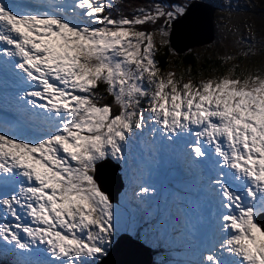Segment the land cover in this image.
<instances>
[{"label": "snow or ice", "instance_id": "1", "mask_svg": "<svg viewBox=\"0 0 264 264\" xmlns=\"http://www.w3.org/2000/svg\"><path fill=\"white\" fill-rule=\"evenodd\" d=\"M118 2L36 0L35 10H17L0 0V261L11 253L13 264H99L117 211L97 164L126 163L140 137L150 153L183 139L187 170L210 198L211 239L193 264H264V76L165 78L156 55L186 6L153 0L114 16ZM101 86L118 113L99 103ZM11 118L46 126L29 138L14 134ZM154 193L140 184L131 209L146 238L175 231L174 217L143 207Z\"/></svg>", "mask_w": 264, "mask_h": 264}, {"label": "rangeland", "instance_id": "2", "mask_svg": "<svg viewBox=\"0 0 264 264\" xmlns=\"http://www.w3.org/2000/svg\"><path fill=\"white\" fill-rule=\"evenodd\" d=\"M201 1L214 6V15L217 14V9L233 12L225 13L221 17L224 21H221L218 26L215 22L213 41L207 45L191 46V48L202 46L195 47L192 51L199 58L210 54L221 57H236L248 44V41L256 36L257 14L263 18V21H260V23L264 25V0H241L236 3L231 2V0H217L214 3L210 0ZM156 40L159 47V37ZM262 47L257 40L254 48L260 51ZM172 57H175L173 52ZM240 58H247V55L243 53ZM230 61H235V59ZM254 63L256 64L255 60ZM169 72L175 73L177 79L180 78L172 67L161 72V75L166 78ZM182 82L187 83L189 80H182ZM8 115L11 117L10 111ZM45 126L40 118L31 120L28 118L20 120L16 118L10 119V128L12 127L11 130L16 135L33 133L38 136L42 134V129ZM156 145L155 148L159 147V150L155 161H152V152H149L143 139L140 137H135L130 141L126 149V163L111 160L121 165L120 174L124 182V189L119 195L118 203L114 204L117 211V226L112 244L119 234L127 233L151 249H154L156 255L154 256L153 264H193L199 258L197 252L200 245L211 239L212 223L210 226L206 224L211 220L210 198L206 195V199L202 194V190L195 185L194 176L188 172L187 165L182 166V161L180 160L183 152H177L182 149L178 142L169 148L171 156L165 155L164 157L163 154L165 153L161 147L164 145L163 142L158 141ZM172 153H176V156H173ZM108 160L110 158L103 162L108 165V162H106ZM140 184L155 189L154 195L144 198L146 203L143 207L158 210L162 214H170L174 217L172 222L175 225V231L169 228L164 235H160L159 237L148 236L146 238L142 232L133 227L131 209L140 206L139 201L134 196ZM178 191L182 193L180 199H177L176 196ZM203 205H205V208H203ZM180 206L184 208L183 214L177 212V208ZM207 209L209 210L207 211ZM193 226H195V231L193 230ZM185 245H189V248ZM170 250L171 252L169 253ZM33 259L35 258L33 257Z\"/></svg>", "mask_w": 264, "mask_h": 264}, {"label": "trees", "instance_id": "3", "mask_svg": "<svg viewBox=\"0 0 264 264\" xmlns=\"http://www.w3.org/2000/svg\"><path fill=\"white\" fill-rule=\"evenodd\" d=\"M215 2L217 0H210ZM241 0H231V2H239ZM153 0H119L117 4L114 5L113 15H126L132 16L137 8L149 6ZM166 7L169 5H180L187 6L189 0H159ZM215 18L216 25L218 26L222 20L221 17L225 13H232L233 11H226L218 9ZM263 18L257 14V30L255 31L256 36L248 41V44L242 49L241 52L235 57V61H224V57L207 55L205 57H197L193 51L190 49L184 53H177L174 49L168 45L166 48L161 49L157 55L156 60L161 68V72L168 70L169 68H174L177 76H183V80H192L193 82H198L207 79H214L226 74L228 69H235L237 74L248 75V74H260L264 76V25L260 23ZM147 28L151 29L152 26L148 25ZM169 30V28H168ZM257 40L263 46L260 51H257L254 46ZM175 57H172V52ZM245 53L247 58H240L242 54ZM256 61V64L254 63ZM103 99L99 100L101 105L110 104L113 108L114 113H118L119 108L114 103L113 97L107 95L103 91V86L98 90Z\"/></svg>", "mask_w": 264, "mask_h": 264}, {"label": "water", "instance_id": "4", "mask_svg": "<svg viewBox=\"0 0 264 264\" xmlns=\"http://www.w3.org/2000/svg\"><path fill=\"white\" fill-rule=\"evenodd\" d=\"M214 13L215 8L212 6L202 2L192 1L189 4L186 13L171 23V32L169 35L171 48L180 54L195 47H202L194 46L191 48L193 45H207L213 41ZM182 27H185L188 32H182L180 30ZM122 187L123 185L119 181L118 186L115 187L113 192L109 195V197L113 198L112 202L117 201L118 194L121 192ZM123 238H127L129 241L137 244L141 249H133L129 247L133 243H130L127 240L125 242L123 241L122 244H119L120 240ZM119 245L122 249L115 257H111L113 251ZM139 253H142L143 255L140 256ZM109 257L111 258L109 259ZM133 258L147 259L146 264H152L153 261L151 251L147 247L140 242L132 240L129 236L122 235L116 240L111 251L101 260V262H99V264H129V261L133 260ZM141 259H134L133 261L137 264Z\"/></svg>", "mask_w": 264, "mask_h": 264}, {"label": "bare ground", "instance_id": "5", "mask_svg": "<svg viewBox=\"0 0 264 264\" xmlns=\"http://www.w3.org/2000/svg\"><path fill=\"white\" fill-rule=\"evenodd\" d=\"M33 1H36V0H33ZM182 32H188L186 29H185V27H182L181 29H180ZM39 119V118H38ZM12 128V127H11ZM145 137H147V133H145ZM150 139V138H149ZM142 141V140H141ZM163 146H161L162 147V151L165 153V154H163V157L165 156V155H169V156H171L170 155V152L171 151H169V148L170 147H173L174 145H169V144H167L166 142H163ZM178 144L180 145V148H182V149H180L179 151H177V152H183V148H184V140L182 139V140H180V141H178ZM157 146V145H156ZM177 148V147H176ZM158 150H159V147H156V148H154V150L152 151V161H155V158H157L156 156H158L157 155V152H158ZM175 152H176V150H175ZM154 153V154H153ZM146 154V153H145ZM161 154V153H160ZM178 154V153H177ZM172 155L174 156H176V153H172ZM146 156V155H145ZM161 158V157H160ZM178 158V157H177ZM180 161H182V166L183 165H185L186 164V162H185V159H184V157L182 156L181 157V160ZM179 162V161H178ZM165 163H167V162H165ZM103 173V172H102ZM190 176V175H189ZM106 185H107V183H105ZM202 194H203V196L206 198V194L202 191ZM207 199V198H206ZM201 206V205H200ZM202 207V206H201ZM203 208H205V205H203ZM209 209H207V211H208ZM198 215H199V213H198ZM206 216V215H205ZM204 216V217H205ZM199 217H200V215H199ZM210 218V217H209ZM206 223V222H205ZM206 224H209V226L211 225V220H210V222L209 223H206ZM207 226V225H206ZM129 241L127 238H123V239H121L120 240V242H119V244H122V242L124 241ZM130 243H133V242H131V241H129ZM192 246V245H191ZM129 247H131V248H133V249H141V248H139V246L137 245V244H135V243H133L131 246H129ZM196 248V247H195ZM122 248H121V246L119 245V246H117V248L113 251V254H112V256L111 257H115L119 252H120V250H121ZM146 253V252H145ZM139 255L141 256V255H143L142 253H139ZM111 257H109V259L111 258ZM35 259H38L39 257H34ZM134 259H141V258H133V260ZM133 260H131V261H129V264H135L134 263V261ZM143 260V261H142ZM111 262V261H110ZM147 263V259L146 260H144V259H141V261H139L137 264H146ZM108 264H110V263H108Z\"/></svg>", "mask_w": 264, "mask_h": 264}]
</instances>
